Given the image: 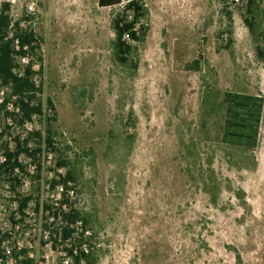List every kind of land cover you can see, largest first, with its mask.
<instances>
[{"label": "rangeland", "instance_id": "374dc122", "mask_svg": "<svg viewBox=\"0 0 264 264\" xmlns=\"http://www.w3.org/2000/svg\"><path fill=\"white\" fill-rule=\"evenodd\" d=\"M129 1L0 0L43 39L19 63L44 102L27 120L0 80V264H76L37 209L63 198L80 264H264V112L257 147L223 141L225 94L264 98V0H136L147 32L125 62L114 21Z\"/></svg>", "mask_w": 264, "mask_h": 264}, {"label": "trees", "instance_id": "16d2710c", "mask_svg": "<svg viewBox=\"0 0 264 264\" xmlns=\"http://www.w3.org/2000/svg\"><path fill=\"white\" fill-rule=\"evenodd\" d=\"M250 5L255 3V0H249ZM122 0H99V4L104 7L121 4ZM126 13L132 12L130 21L127 20V14L118 17L114 21L118 39L116 46L123 61L128 59L124 55H128L133 49V45L127 40H140V33L147 32L145 26L136 28L137 20L143 15L144 6L136 0H131L125 6ZM14 22L10 14V3L5 2L0 9V80L9 89H12L13 94L18 97V109L25 115L27 120H31L34 114L44 113V102L42 99L34 101L37 92H43L42 86H37L34 81L36 71L31 60L22 71L19 63L20 58H29L32 52L41 50L43 43L42 37H38L33 30H24L14 28ZM251 26V25H250ZM252 27V26H251ZM137 29V30H136ZM199 64V61L195 62ZM226 104L223 141L232 146H243L247 148H255L259 144L260 128L264 112L263 96L243 93V92H227L224 98ZM48 106L51 110H56L51 99H48ZM48 121H51L49 118ZM51 125L46 127L48 135L44 137L45 144L49 147L54 146ZM26 149L25 152H29ZM21 149L10 151L8 149L5 156V165H8L12 170L20 167L18 163ZM13 159L15 161L13 162ZM65 161H61V167L66 166ZM63 188L62 195L67 191V183L61 186ZM29 199H26L23 207H27ZM37 209L41 211L42 218H45L44 236L50 238L52 244H57L59 241H73L67 252L73 258L76 264H80L83 258L87 256V252L81 244L79 235L80 214L72 207L69 209L65 198L58 201H48L46 203L39 202ZM2 240H0V259L4 257L1 254ZM56 244L54 246H56ZM14 252L15 258L18 259V254ZM13 255V254H12Z\"/></svg>", "mask_w": 264, "mask_h": 264}, {"label": "built area", "instance_id": "2783aa9c", "mask_svg": "<svg viewBox=\"0 0 264 264\" xmlns=\"http://www.w3.org/2000/svg\"><path fill=\"white\" fill-rule=\"evenodd\" d=\"M61 191L63 192V188H61ZM7 253H8V254H12L10 250H7ZM11 256H12V255H8V257H11ZM8 262H10V260H8ZM11 263H12V262H10V264H11Z\"/></svg>", "mask_w": 264, "mask_h": 264}]
</instances>
